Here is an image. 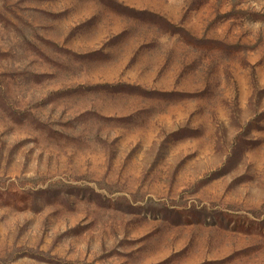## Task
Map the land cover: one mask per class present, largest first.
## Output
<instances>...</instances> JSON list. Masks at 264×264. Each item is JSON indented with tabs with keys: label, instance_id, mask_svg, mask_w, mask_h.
Wrapping results in <instances>:
<instances>
[{
	"label": "rangeland",
	"instance_id": "rangeland-1",
	"mask_svg": "<svg viewBox=\"0 0 264 264\" xmlns=\"http://www.w3.org/2000/svg\"><path fill=\"white\" fill-rule=\"evenodd\" d=\"M0 264H264V0H0Z\"/></svg>",
	"mask_w": 264,
	"mask_h": 264
}]
</instances>
